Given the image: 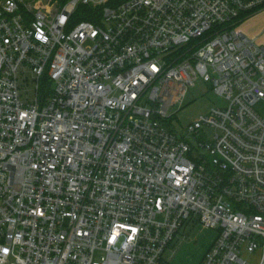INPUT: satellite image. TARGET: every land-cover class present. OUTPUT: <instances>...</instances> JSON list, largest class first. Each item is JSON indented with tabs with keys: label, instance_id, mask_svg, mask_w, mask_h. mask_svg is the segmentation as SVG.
Here are the masks:
<instances>
[{
	"label": "built area",
	"instance_id": "1",
	"mask_svg": "<svg viewBox=\"0 0 264 264\" xmlns=\"http://www.w3.org/2000/svg\"><path fill=\"white\" fill-rule=\"evenodd\" d=\"M263 8L0 0V264H172L191 223L217 231L199 264H264V47L238 27ZM199 81L227 103L193 143L170 111Z\"/></svg>",
	"mask_w": 264,
	"mask_h": 264
},
{
	"label": "rangeland",
	"instance_id": "2",
	"mask_svg": "<svg viewBox=\"0 0 264 264\" xmlns=\"http://www.w3.org/2000/svg\"><path fill=\"white\" fill-rule=\"evenodd\" d=\"M248 21V24L257 28V42L264 47V8L258 15L250 16ZM245 25L241 23L242 27L240 25L238 27L242 30L243 28L245 29ZM34 87V83L30 82L29 88ZM29 92L31 93V91ZM226 103L225 97L217 94L211 83L199 81L195 86L189 88L183 105H176L171 109L170 113L175 112L172 124L179 132L187 134L190 141L196 143L197 139L195 136L188 134L187 126L201 115L209 113L212 108L225 106ZM255 109L264 116V100L258 101ZM198 138L207 139V134L201 132ZM216 235L217 231L214 228L204 227L200 224H188L187 228L181 231L174 243L166 249L164 258L172 264H180V261L185 264H192L196 261L195 264H199L204 256V253H202L203 248L208 244L210 246ZM99 256L100 254H97V257Z\"/></svg>",
	"mask_w": 264,
	"mask_h": 264
},
{
	"label": "crops",
	"instance_id": "3",
	"mask_svg": "<svg viewBox=\"0 0 264 264\" xmlns=\"http://www.w3.org/2000/svg\"><path fill=\"white\" fill-rule=\"evenodd\" d=\"M34 1H35V3L40 4L42 7H47V6H50L53 2H59V3H62V2H66L67 0H34ZM262 10H263V9H261V10L258 11V12H255L254 14L258 15ZM254 14H252V15H254ZM252 15H249V16L245 17L244 19H242V20L239 22L238 26H239V25L241 26V23L244 24V25L247 24V25H245V29L243 28L242 30H243L248 36L256 37L257 34H258V33H257V28H255V27H254L253 25H251V24H248V22H249L248 20H249L250 16H252ZM255 18H256V17H255ZM240 26H239V27H240ZM241 27H242V26H241ZM208 247H209V244L203 248L202 253H205L204 251H206ZM195 263H196V261H195ZM195 263H192V264H195ZM180 264H185V263L182 262V261H180Z\"/></svg>",
	"mask_w": 264,
	"mask_h": 264
},
{
	"label": "trees",
	"instance_id": "4",
	"mask_svg": "<svg viewBox=\"0 0 264 264\" xmlns=\"http://www.w3.org/2000/svg\"><path fill=\"white\" fill-rule=\"evenodd\" d=\"M89 8L86 6H80L78 7L77 11H76V15L78 16V19H82V18H89V15L87 14L89 12Z\"/></svg>",
	"mask_w": 264,
	"mask_h": 264
}]
</instances>
